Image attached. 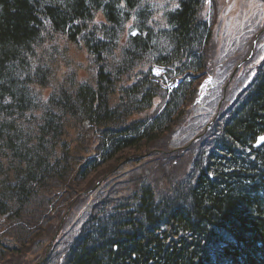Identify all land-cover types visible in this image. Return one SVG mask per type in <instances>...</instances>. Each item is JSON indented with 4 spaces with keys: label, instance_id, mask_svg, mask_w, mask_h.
Listing matches in <instances>:
<instances>
[{
    "label": "trees",
    "instance_id": "1",
    "mask_svg": "<svg viewBox=\"0 0 264 264\" xmlns=\"http://www.w3.org/2000/svg\"><path fill=\"white\" fill-rule=\"evenodd\" d=\"M204 8L205 0H0V264H264V143L253 145L264 134V61L210 139L167 173L165 190L146 179L128 195H104L50 243L120 163L155 155L169 169L172 134L216 55L217 16L210 23ZM131 22L137 35L127 34ZM154 65L180 77L178 87H162ZM35 242L53 248L40 256Z\"/></svg>",
    "mask_w": 264,
    "mask_h": 264
},
{
    "label": "rangeland",
    "instance_id": "2",
    "mask_svg": "<svg viewBox=\"0 0 264 264\" xmlns=\"http://www.w3.org/2000/svg\"><path fill=\"white\" fill-rule=\"evenodd\" d=\"M215 5L220 3V13L222 17V22L217 29V44L226 42L230 48L234 47H242L241 40H244L245 37L252 34L257 25L264 24V2L262 0H214ZM217 12V10H216ZM258 44L261 45L262 49H258L260 55L262 56L264 51V40L258 41ZM224 45V44H223ZM225 47V46H224ZM77 47L74 45H69V50L67 54L72 58L76 63H80L82 68H86L89 65V59L87 56L81 52L77 51ZM256 58V56L254 55ZM254 60V59H253ZM252 61V60H251ZM159 70V74L157 71ZM257 66H254L252 69L250 65L246 66L242 71L232 77L233 82L237 83V88L241 89L249 80L256 75ZM153 73L156 76L162 75L164 72L161 69H154ZM249 81V82H250ZM227 90H233V86L228 88ZM219 90H216V93H219ZM201 101V100H199ZM204 104V101H201ZM204 107H200L197 111V114L202 116L198 118V122L196 127H199V130H205L206 126L202 124L205 120L208 119L210 111L207 109L208 105H202ZM200 125V126H199ZM195 126L191 125L188 129V132L182 131L180 134L173 135L172 134V142L168 146V153L164 154L165 161L167 163L168 168H164L165 164L162 163V160L158 159L155 155H144L141 157L142 159L139 161L133 162L132 160H127L126 162L120 163L114 171L111 173H106L104 178L101 180L100 184L97 185L96 191L93 194V203L99 198H102L104 195L111 199L115 197V193L117 191H124L126 195L130 194L134 189L135 185L140 181H145L149 179V181L153 182V184L161 189H166L168 184L167 173H170V170H179L183 162L186 160L189 161L191 158V152L196 150L193 145V138L191 135V131L196 129ZM201 131V132H202ZM206 131V130H205ZM197 130L194 132L196 133ZM187 140H185L186 137ZM203 139L208 138V133L204 134ZM138 158L140 155L137 154ZM176 167V168H175ZM183 172L179 174L178 180L181 179ZM175 180H177L175 178ZM172 185V184H170ZM116 187V189H112ZM92 200V198H91ZM90 200V201H91ZM76 210V209H75ZM91 210V208H90ZM88 210V211H90ZM82 211H75V216L64 220L67 223L68 227L74 226L75 224H79L82 219L86 218L82 215ZM63 222V223H64ZM44 226V225H43ZM73 229V228H72ZM34 248L39 249L41 252L37 253V255L46 254L50 251V247L45 244L42 248H40L39 244L35 242L33 244ZM33 255V257H35Z\"/></svg>",
    "mask_w": 264,
    "mask_h": 264
},
{
    "label": "snow or ice",
    "instance_id": "3",
    "mask_svg": "<svg viewBox=\"0 0 264 264\" xmlns=\"http://www.w3.org/2000/svg\"><path fill=\"white\" fill-rule=\"evenodd\" d=\"M177 7H178V5H177ZM133 34H135V33H133ZM156 71H157V74H159V70H156ZM261 142H264V136L258 138L257 145H259Z\"/></svg>",
    "mask_w": 264,
    "mask_h": 264
},
{
    "label": "bare ground",
    "instance_id": "4",
    "mask_svg": "<svg viewBox=\"0 0 264 264\" xmlns=\"http://www.w3.org/2000/svg\"><path fill=\"white\" fill-rule=\"evenodd\" d=\"M235 75L237 74V72L234 73ZM230 86H233V82L229 84ZM243 89V88H242Z\"/></svg>",
    "mask_w": 264,
    "mask_h": 264
},
{
    "label": "water",
    "instance_id": "5",
    "mask_svg": "<svg viewBox=\"0 0 264 264\" xmlns=\"http://www.w3.org/2000/svg\"><path fill=\"white\" fill-rule=\"evenodd\" d=\"M260 137H262V136H260ZM256 145H257V143H256Z\"/></svg>",
    "mask_w": 264,
    "mask_h": 264
}]
</instances>
